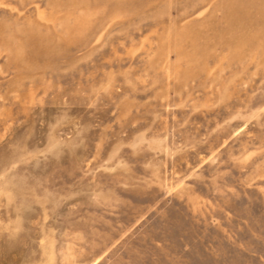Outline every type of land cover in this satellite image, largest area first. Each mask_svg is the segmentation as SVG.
Here are the masks:
<instances>
[{"label":"rangeland","instance_id":"rangeland-1","mask_svg":"<svg viewBox=\"0 0 264 264\" xmlns=\"http://www.w3.org/2000/svg\"><path fill=\"white\" fill-rule=\"evenodd\" d=\"M0 264H264V0H0Z\"/></svg>","mask_w":264,"mask_h":264}]
</instances>
